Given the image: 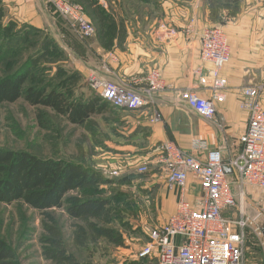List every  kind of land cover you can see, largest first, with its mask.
Segmentation results:
<instances>
[{
	"label": "rangeland",
	"instance_id": "obj_1",
	"mask_svg": "<svg viewBox=\"0 0 264 264\" xmlns=\"http://www.w3.org/2000/svg\"><path fill=\"white\" fill-rule=\"evenodd\" d=\"M76 3L84 9L83 3ZM107 8L113 15L116 14L115 7ZM18 11L17 0H0V53L7 51L12 56L0 61V77L8 72L7 67L18 56L23 58L26 55V52H16L18 46L33 38L41 41L48 39L45 46L47 53L54 50L58 55L44 54L36 58L30 68L29 79L38 75L40 83L44 84L56 73L57 66H62L63 72L57 80L64 79L59 88L66 90L70 99L85 101L96 96L97 93L89 85L92 73L89 62L87 65L84 62L91 54V40L81 38L66 20L61 23L60 35L36 26L31 29L30 24L20 19ZM94 16L99 19L92 14ZM91 23L95 32L96 24L93 20ZM26 37L30 38L25 42ZM9 40L15 47L6 49ZM54 44L62 53L54 49ZM33 50L30 48L29 53ZM109 112L100 115L97 111L83 123L76 124L50 107L31 105L22 97L13 102L0 103V147L26 149L43 157L80 162L93 172L86 189L92 188L94 196L109 200L98 216L73 218L63 208L48 209L52 220L21 201L0 202V237L14 250L18 264H126L132 260L133 252L147 241L143 229L165 221L164 212L158 211V208L161 210L164 207L162 200L169 191L165 176L160 175L158 181H154L150 163L142 162L128 170L115 165L114 159L107 157L112 152L107 150L109 146L118 141L104 130V123L114 118ZM143 165L146 171L138 172ZM230 187L235 192L234 185ZM83 196L80 191H69L65 199L67 202ZM260 197L256 190H251L250 204L258 206ZM246 210L250 216L253 209L247 207ZM258 226L264 230V217L257 218L244 228L243 249L247 264H264V231L257 235L255 229Z\"/></svg>",
	"mask_w": 264,
	"mask_h": 264
},
{
	"label": "crops",
	"instance_id": "obj_2",
	"mask_svg": "<svg viewBox=\"0 0 264 264\" xmlns=\"http://www.w3.org/2000/svg\"><path fill=\"white\" fill-rule=\"evenodd\" d=\"M100 1L104 8L115 7L116 27L121 34L116 35L108 48L99 41L96 31L86 37L91 40V54L84 61L86 65L89 62L91 71L135 89L144 88L150 70L157 69L164 84V90L155 94L153 102L138 110L127 111L107 105L99 111L100 115L111 111L114 116L104 123V130L118 139L107 149L112 151L107 157L128 170L148 162L153 170L152 180L158 181L160 175H164L156 146L160 141H173L181 149L192 152V140L201 138L209 147L219 148L223 156L234 154L238 148L237 138L247 121V111L240 107L239 89L264 81V0H239L234 12L231 7H220L215 15L210 0ZM17 2L23 23L60 35L61 23L66 19L48 3L44 0ZM156 9L158 13H154ZM213 24L223 25L229 55L228 62L220 70L226 79L225 99L215 103V123L204 119L179 98L180 91L185 88L194 89L203 97L209 95L211 65L200 59L199 31ZM160 25L175 28L176 34L159 37ZM259 101L264 106V91ZM192 153L203 156L202 152ZM251 190L256 189L247 187L245 190L248 203H251ZM178 196L173 189L165 193L164 207L158 208L164 212L165 220L174 211ZM183 196L193 205L199 203L200 186L191 174Z\"/></svg>",
	"mask_w": 264,
	"mask_h": 264
},
{
	"label": "built area",
	"instance_id": "obj_3",
	"mask_svg": "<svg viewBox=\"0 0 264 264\" xmlns=\"http://www.w3.org/2000/svg\"><path fill=\"white\" fill-rule=\"evenodd\" d=\"M44 1L63 16L81 38L93 33L94 27L76 2ZM175 34L173 27L159 26V37L168 38ZM199 38L200 59L211 65L210 92L203 97L194 89L185 88L180 91L179 98L204 119L215 123V103L225 99L226 79L220 70L229 60L228 40L221 24L202 27ZM89 85L110 106L127 111L152 103L155 94L164 90L157 69L150 70L146 86L140 89L101 77L97 71L90 73ZM263 91L264 81L239 89L240 107L247 111V121L237 138L238 148L234 154L223 156L219 148L209 147L201 138L192 140L191 150L202 152L203 156H195L170 140L156 145L166 185L178 190L181 196L164 222L143 229L147 241L133 252L132 259L139 260L134 264H247L243 249L244 228L264 217V106L259 101ZM146 169L143 165L137 171L145 172ZM190 174L196 178L201 190L197 205L183 196ZM231 184L235 192L231 190ZM247 187L261 194L258 206L247 202ZM247 207L253 209L250 216ZM262 231L259 226L255 229L257 235Z\"/></svg>",
	"mask_w": 264,
	"mask_h": 264
},
{
	"label": "trees",
	"instance_id": "obj_4",
	"mask_svg": "<svg viewBox=\"0 0 264 264\" xmlns=\"http://www.w3.org/2000/svg\"><path fill=\"white\" fill-rule=\"evenodd\" d=\"M71 1L84 4L87 18L96 24L97 38L106 48L110 47L116 35L121 34L120 30L117 31L115 17L110 9L104 8L99 0ZM238 1L210 0L213 15L220 7H231L234 12ZM92 14L99 19L96 20ZM29 27L35 29L32 25ZM44 36L47 38L46 35ZM28 38H24L23 41L26 42ZM51 39L54 42V38L51 37ZM47 40L33 38L16 48L17 53L26 52V55L23 58L18 56L7 67L8 72H3L4 74L0 77V103L13 102L22 97L31 105L50 107L70 122L81 124L90 114L105 109L109 104L98 94L85 101L70 99L68 92L59 88L61 83L64 84V79L57 80L60 77L59 74L63 72L62 66H57L59 64L56 65V73L52 74L44 84L40 83L38 75H33L29 79V71L36 58L43 57L44 54H56L54 50L47 53L45 48ZM54 46L57 52L62 53L60 48L58 49L55 44ZM14 47L11 40L7 41L6 49ZM30 48L34 50L29 53ZM36 52L37 54L34 55ZM8 53L7 51L0 53V61L11 58L12 56ZM43 77L46 76L43 75ZM92 173L90 168L80 162L43 157L26 149L0 147V202L9 204L21 201L41 211L42 215L49 220L53 218L47 210L52 208H63L73 218L98 216L109 204V200L94 196L95 191L92 188L86 189L90 184ZM69 191H80L85 196L66 202L65 195ZM138 261L132 259L125 263L134 264ZM0 264H18L14 250L1 237Z\"/></svg>",
	"mask_w": 264,
	"mask_h": 264
},
{
	"label": "bare ground",
	"instance_id": "obj_5",
	"mask_svg": "<svg viewBox=\"0 0 264 264\" xmlns=\"http://www.w3.org/2000/svg\"><path fill=\"white\" fill-rule=\"evenodd\" d=\"M84 10V9H83ZM84 14H85V17H86V19L89 21V19L87 18V16H86V13H85V11H84ZM89 23H91L90 21H89ZM91 25L93 26V24L91 23ZM94 27V26H93ZM93 33H94V31H93ZM92 33V34H93ZM91 34V35H92ZM102 98V97H101ZM173 190H176V189H173ZM178 193H179V191L178 190H176ZM181 195H180V193H179V196H178V198L180 197ZM143 245V244H142Z\"/></svg>",
	"mask_w": 264,
	"mask_h": 264
},
{
	"label": "water",
	"instance_id": "obj_6",
	"mask_svg": "<svg viewBox=\"0 0 264 264\" xmlns=\"http://www.w3.org/2000/svg\"><path fill=\"white\" fill-rule=\"evenodd\" d=\"M225 169H226V171H227V172H229V171H230V169H229V168H225ZM262 230H263V229H262ZM263 231H264V230H263Z\"/></svg>",
	"mask_w": 264,
	"mask_h": 264
}]
</instances>
